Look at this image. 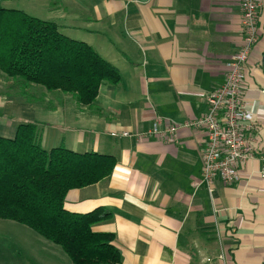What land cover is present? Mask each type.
<instances>
[{"label":"crops","instance_id":"0c3cea01","mask_svg":"<svg viewBox=\"0 0 264 264\" xmlns=\"http://www.w3.org/2000/svg\"><path fill=\"white\" fill-rule=\"evenodd\" d=\"M28 1L41 7L34 16L116 67L121 82L103 84L96 102L83 106L74 95L40 93L0 73V137L34 123L46 150L116 158L109 178L69 191L64 206L111 213L93 231L115 236L121 264H264L263 160L250 159L237 184L208 187L205 130L183 129L176 144L143 137L158 117L183 124L206 114L207 96L225 83L243 42V0ZM259 35L243 98L264 141V0Z\"/></svg>","mask_w":264,"mask_h":264},{"label":"trees","instance_id":"16d2710c","mask_svg":"<svg viewBox=\"0 0 264 264\" xmlns=\"http://www.w3.org/2000/svg\"><path fill=\"white\" fill-rule=\"evenodd\" d=\"M0 0V73L7 80L64 93L93 105L103 84L118 85L119 70L89 44L69 38L55 22L8 9ZM38 125H19L14 138L0 137V220L29 227L61 247L73 264H121L115 236L93 227L111 219L98 208L86 214L65 209L69 191L109 178L116 158L43 148Z\"/></svg>","mask_w":264,"mask_h":264},{"label":"built area","instance_id":"2783aa9c","mask_svg":"<svg viewBox=\"0 0 264 264\" xmlns=\"http://www.w3.org/2000/svg\"><path fill=\"white\" fill-rule=\"evenodd\" d=\"M262 1L243 0V42L229 64L225 83L207 96L206 114L183 124L158 117L143 135L144 138L156 137L167 144H176L183 129L205 130L208 143L202 156V175L208 187L217 182L237 184L242 167L250 159L260 157L264 162L260 126L243 98V71L259 42Z\"/></svg>","mask_w":264,"mask_h":264},{"label":"rangeland","instance_id":"374dc122","mask_svg":"<svg viewBox=\"0 0 264 264\" xmlns=\"http://www.w3.org/2000/svg\"><path fill=\"white\" fill-rule=\"evenodd\" d=\"M4 7L24 11L29 15L38 12L41 8L40 6L34 7L28 0H6ZM31 16L38 18L33 14ZM21 96V98L28 97L23 93ZM43 105L45 104L40 106ZM56 106L60 105L56 103ZM125 136H129V133ZM0 264L73 263L61 247L44 239L29 227L14 221L0 220Z\"/></svg>","mask_w":264,"mask_h":264}]
</instances>
